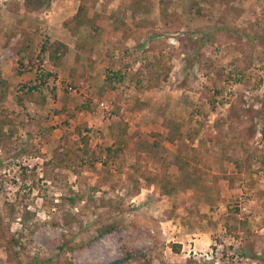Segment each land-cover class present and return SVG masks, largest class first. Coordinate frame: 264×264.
<instances>
[{"label": "rangeland", "instance_id": "374dc122", "mask_svg": "<svg viewBox=\"0 0 264 264\" xmlns=\"http://www.w3.org/2000/svg\"><path fill=\"white\" fill-rule=\"evenodd\" d=\"M117 262L264 264V0H0V264Z\"/></svg>", "mask_w": 264, "mask_h": 264}, {"label": "trees", "instance_id": "16d2710c", "mask_svg": "<svg viewBox=\"0 0 264 264\" xmlns=\"http://www.w3.org/2000/svg\"><path fill=\"white\" fill-rule=\"evenodd\" d=\"M51 1L52 0H47V4H49V2ZM42 52L49 53L50 61H52L55 66H59L62 63L61 60L65 57L66 53L68 52V47L63 43L55 42L54 44L51 45V47L43 46ZM122 137H123L122 134L119 135V137L117 138V143L122 141ZM108 151L111 152L112 149H108ZM163 190H165V193L171 194V190L166 189L165 186ZM116 264H119V262H117Z\"/></svg>", "mask_w": 264, "mask_h": 264}, {"label": "crops", "instance_id": "0c3cea01", "mask_svg": "<svg viewBox=\"0 0 264 264\" xmlns=\"http://www.w3.org/2000/svg\"><path fill=\"white\" fill-rule=\"evenodd\" d=\"M51 34H52V33H51ZM54 34H56V33L54 32ZM54 34H52V35H54ZM55 36H56V35H54V37H55ZM64 36H65V35H64L63 33H61V34H60V39L57 38L58 41H60V42H62V43H65V41L63 40V37H64ZM54 37H53V38H54ZM61 37H62V38H61ZM53 38H52V39H53ZM52 39H51V40H52ZM54 39H56V38H54ZM52 41H53V40H52ZM65 44H66V43H65ZM45 61L47 62V60H45ZM61 61L63 62V65H67V64L71 65L69 61L67 62V59H66L65 57H64ZM61 61H60V62H61ZM75 62H76V61H75ZM19 63H20V62H19ZM71 67H72V69H74V70L78 69V65H74V64H72ZM23 78L25 79V76L22 75V76H20V77H16V78H15L14 80H12V81H10V80L7 79V78H5V79H6L7 81H9V83H11V82H16V81H17V82H18V81L21 82V79H23ZM163 83H164V82H163ZM162 87H163V86H162Z\"/></svg>", "mask_w": 264, "mask_h": 264}]
</instances>
